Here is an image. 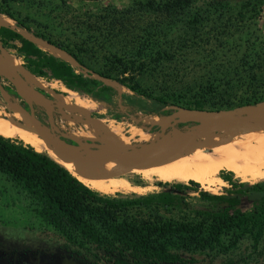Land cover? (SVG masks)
<instances>
[{
	"label": "trees",
	"instance_id": "obj_1",
	"mask_svg": "<svg viewBox=\"0 0 264 264\" xmlns=\"http://www.w3.org/2000/svg\"><path fill=\"white\" fill-rule=\"evenodd\" d=\"M16 1L0 0V14L16 26L0 25V44L18 42L32 75L57 80L108 110L117 108L112 119L264 102V31L258 28L264 0H140L121 10L106 6L98 18L112 16L113 25L101 33L109 41L102 48L53 38L44 19L16 15ZM18 29L70 56L78 71ZM206 44L212 47L204 54ZM190 64L199 69L188 75ZM104 80L130 93L113 99L115 90ZM0 176L25 196L44 224L86 252L92 259L88 264H192L195 254L228 255L243 242L255 252L264 241V179L240 182L230 171H220L228 187L219 193L188 180L157 182L159 190L140 195L104 194L45 153L2 135ZM24 255L0 248V264H26Z\"/></svg>",
	"mask_w": 264,
	"mask_h": 264
},
{
	"label": "rangeland",
	"instance_id": "obj_2",
	"mask_svg": "<svg viewBox=\"0 0 264 264\" xmlns=\"http://www.w3.org/2000/svg\"><path fill=\"white\" fill-rule=\"evenodd\" d=\"M136 1L140 0H34L35 3L33 4L30 3V0H17L12 6L16 15L20 17L30 16L41 20L44 19L54 30L52 37L58 36L55 39H59L64 43L77 42L84 43L93 48H102L109 44V41L104 40L101 37V33L106 29H110L113 25L111 22L112 16L107 17L105 21L98 18L99 15H103L102 9L108 6L121 10L132 6ZM44 16L47 17V20ZM138 17L139 15H135L133 19H137ZM0 25L16 28L14 21L3 14H0ZM258 28L260 31H264V4L260 8ZM18 30L24 37L32 39L40 49L45 52H51V48L49 47L43 46L47 51L43 49L42 43L45 44L43 40L33 37L22 29ZM12 45L14 46L6 47L0 44V54L2 52L10 54L19 62L18 68L20 70L29 72L26 68L29 62L18 51V42H12ZM209 46L211 45L206 44L203 47L204 54L206 52L205 48L207 49ZM100 52L103 53L104 51L101 50ZM70 59L69 57L65 61L69 62L78 71L76 63ZM194 69L198 70L199 65L190 64L188 75L193 74ZM32 76L39 81L38 86H33L42 90L47 95L54 131L60 137L70 142L83 144L94 141H111L105 135V132L110 131L112 127H118L122 135L121 142L130 144V146H136L137 143L149 141L146 140L148 135L151 137L150 140L154 139L156 133L160 130L159 126L166 120L164 116L156 117L140 113L129 118L122 117L115 120L111 118V115L117 113V108L108 110L85 94L66 89L57 80ZM104 82L115 90L116 94L113 99H116L122 93H130L127 89L112 81L104 80ZM58 96L70 99L66 104H60L57 100ZM0 100L2 106L9 105L11 102L20 107V103L23 102L17 95L12 80L4 77H0ZM262 104L264 105V102ZM32 107L38 121L46 125L48 120L40 104L32 101ZM178 112L183 111H177L172 116L179 119L180 117L176 116ZM196 123L197 120L192 118L179 119V121H176L174 128L183 132L193 129ZM101 126L106 130H103ZM169 130L170 128L166 129V131ZM212 132L209 134L213 136L217 135V132ZM15 137L19 138L18 136ZM19 139L29 144L27 140L21 137ZM196 142L200 143L201 138ZM221 171L225 172L226 170ZM219 173L220 171L216 176L218 183L213 187L212 192H208L219 193L222 191V187H228L226 182L220 179ZM233 178L243 182L234 175ZM123 179L134 191L121 190L110 195L133 196L145 194L159 190L160 187L156 186V183L163 182L137 174H129ZM262 179H264V176L253 182ZM200 188L202 187L200 186ZM190 195H193V193L190 192ZM193 203L198 205L194 201ZM31 209V205L25 196L15 191L0 176V248L20 255L24 253L25 258L23 261H26V264H88V262H92V259L86 252L68 245L53 229L44 224ZM70 254L76 256H68ZM1 258L2 256H0V260ZM81 258L84 260H79ZM192 259V264H264V241L255 252L250 250L247 242H243L231 254H195L192 256Z\"/></svg>",
	"mask_w": 264,
	"mask_h": 264
},
{
	"label": "bare ground",
	"instance_id": "obj_3",
	"mask_svg": "<svg viewBox=\"0 0 264 264\" xmlns=\"http://www.w3.org/2000/svg\"><path fill=\"white\" fill-rule=\"evenodd\" d=\"M50 47L51 53L56 57L63 60L69 58L64 52L52 46ZM0 63L5 67L9 66L19 69V62L6 52L0 54ZM19 71L31 85H39L37 78L33 77L29 72L20 69ZM69 99L62 96L57 98L60 104H66ZM176 116L183 120L190 118L200 119L201 114L178 112ZM164 118L166 120L159 126L160 128H163L171 119L170 116H164ZM101 128L106 130L102 126ZM38 129L42 133L47 131L41 123ZM212 131L217 132V135L209 134ZM0 135L5 137L18 136L27 140L32 148L38 152L45 153L64 166L84 185L104 194H112L121 190L134 191L123 179L129 174L143 175L163 182H187L192 180L211 192L218 183L216 176L221 170L230 171L236 178L246 183L253 182L264 176V128L237 122L214 123L205 133L197 137L196 141L201 138L200 143L195 142L193 146H185L180 153L176 150H168L150 165L137 168L129 167L119 156H104L100 158L86 155L82 159H78L52 149L49 142L38 138L34 134L30 127V119L24 110L11 102L6 106H2L0 102ZM105 135L111 140L104 141L107 144L117 145L122 148L131 147L130 144L121 142L122 135L118 127H112L110 131L105 132ZM190 135L191 133L184 134V136ZM180 136V132L172 129L160 136L158 141H164L168 137L176 138ZM150 139L151 137L148 135L146 140ZM151 154L152 149H148L144 156H139L137 159L145 162Z\"/></svg>",
	"mask_w": 264,
	"mask_h": 264
},
{
	"label": "water",
	"instance_id": "obj_4",
	"mask_svg": "<svg viewBox=\"0 0 264 264\" xmlns=\"http://www.w3.org/2000/svg\"><path fill=\"white\" fill-rule=\"evenodd\" d=\"M0 77L12 80V83L16 88L17 95L28 106V110L22 107L21 109H23L28 114L30 118V127L34 134L38 138L49 142L52 149L62 154L74 156L78 159H82V157L86 155L100 158L104 156H119L121 160L129 167H144L156 161L162 153L168 150H176L180 153L184 150L185 146H193L196 142L197 137L205 133L208 128L214 123L237 122L240 124L264 128V105L262 103L236 106L231 109H213L203 111L179 109L177 111H183L192 114H201L200 119H196L197 123L193 129L183 132L176 129L181 133L180 137H168L164 141H158L160 139V136L168 133L172 129H175L174 125L176 121H179V119H181L172 116L173 113L177 112L175 111L168 115L171 117L170 121L163 128H160V130L156 133L154 139L137 143L136 146L122 148L117 145L107 144L104 141H94L78 144L75 142H70L56 134L53 128V120L49 110L48 98L42 92H40L38 88L34 87L28 81H26V79L20 73L19 69L9 66L5 67L0 63ZM32 101L36 104H40L45 115L47 116L48 122L46 125H44L47 130L45 133L40 132L38 129L40 122L34 115ZM167 128H170V130L166 131ZM187 133H191V135L184 136V134ZM148 149H152L151 156H148L145 162L139 161L137 157L144 156Z\"/></svg>",
	"mask_w": 264,
	"mask_h": 264
},
{
	"label": "crops",
	"instance_id": "obj_5",
	"mask_svg": "<svg viewBox=\"0 0 264 264\" xmlns=\"http://www.w3.org/2000/svg\"><path fill=\"white\" fill-rule=\"evenodd\" d=\"M19 32H20V31H19ZM20 33H21V32H20ZM22 36H23V35H22ZM23 37H24V36H23ZM25 38H27V39H29V40L32 41V39H30V38H28V37H25ZM32 42H33V41H32ZM45 44H46V43H45ZM43 46H45V47H49V46L44 45V44L42 45V47H43ZM50 48H51V47H50ZM43 49L46 50L44 47H43ZM46 51H47V50H46ZM47 52H48L49 54L53 55L51 52H49V51H47ZM53 56H55V55H53ZM55 57H56V56H55ZM156 117H158V116H156Z\"/></svg>",
	"mask_w": 264,
	"mask_h": 264
},
{
	"label": "flooded vegetation",
	"instance_id": "obj_6",
	"mask_svg": "<svg viewBox=\"0 0 264 264\" xmlns=\"http://www.w3.org/2000/svg\"><path fill=\"white\" fill-rule=\"evenodd\" d=\"M20 107L28 110V106L26 104H24L23 102L20 103ZM34 111V110H33ZM47 117V116H46Z\"/></svg>",
	"mask_w": 264,
	"mask_h": 264
}]
</instances>
